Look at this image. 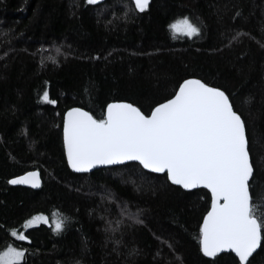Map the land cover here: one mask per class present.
Instances as JSON below:
<instances>
[{"label": "trees", "instance_id": "trees-1", "mask_svg": "<svg viewBox=\"0 0 264 264\" xmlns=\"http://www.w3.org/2000/svg\"><path fill=\"white\" fill-rule=\"evenodd\" d=\"M185 17L199 35L171 34ZM190 78L223 90L242 117L250 192L264 202V0H149L142 12L130 0H0V250L24 249L22 264H239L201 254L206 191L136 164L78 175L65 162L66 110L103 119L126 102L149 115ZM31 170L40 189L9 185ZM35 215L67 219L60 232L23 228ZM249 260L264 264V234Z\"/></svg>", "mask_w": 264, "mask_h": 264}, {"label": "snow or ice", "instance_id": "snow-or-ice-1", "mask_svg": "<svg viewBox=\"0 0 264 264\" xmlns=\"http://www.w3.org/2000/svg\"><path fill=\"white\" fill-rule=\"evenodd\" d=\"M134 3L142 12L149 0ZM170 27L189 38L200 34L187 17ZM42 99L56 103L47 91ZM63 143L68 165L75 172L136 161L153 173H166L172 184L184 189H207L211 210L199 229L201 251L206 257L230 251L239 264H251L249 257L261 246L264 234V202L250 192L253 166L245 123L220 88L185 79L174 96L154 107L150 115L131 103H109L103 119L73 108L64 116ZM8 183L35 188L40 181L36 172H29ZM66 219L55 215L54 231L60 232ZM38 222L48 224L49 219L35 215L23 228ZM11 236L28 240L16 230ZM24 258L25 250L14 245L0 250V264H22Z\"/></svg>", "mask_w": 264, "mask_h": 264}, {"label": "water", "instance_id": "water-1", "mask_svg": "<svg viewBox=\"0 0 264 264\" xmlns=\"http://www.w3.org/2000/svg\"><path fill=\"white\" fill-rule=\"evenodd\" d=\"M106 0H97V3H95V4H101V3H103V2H105ZM132 3H134V0H130ZM134 5H135V3H134ZM190 79H195V78H190ZM183 82V81H182ZM181 82V83H182ZM180 83V84H181ZM179 84V85H180ZM178 88H179V86H178ZM178 88H177V90L176 91H178ZM175 91V92H176ZM175 94V93H174ZM174 96V95H173ZM172 96V97H173ZM171 97V98H172ZM171 98H169V99H171ZM165 102V101H164ZM113 103H126V102H113ZM161 103H163V102H161ZM160 104V103H159ZM157 106V105H156ZM155 106V107H156ZM73 108H78V107H72V108H69L68 110H66L65 111V113H64V115H63V119H62V130H61V134H62V146H63V152H64V158H65V162H66V165H67V168L69 169V171L70 172H72V173H74V174H78V175H86V174H91V173H93L94 171H97V170H101V169H108V168H115V167H120V166H124V165H127V164H136V165H138L144 172H146V173H149V174H153V175H160V176H162V175H165L166 176V178H167V175H166V173H153V172H151L150 170H147V169H144L141 165H139V163L138 162H136V161H129V162H125L124 164H117V165H97L96 167H94L93 169H91L90 171H88V172H75L72 168H70L69 167V165H68V162H67V156H66V152H65V149H64V143H63V123H64V116L66 115V113L69 111V110H71V109H73ZM79 109H81V108H79ZM82 111H85V110H83V109H81ZM106 111H107V106H106V108H105V111H104V116L106 115ZM87 112V111H86ZM90 114V113H89ZM151 114V112L149 113V115ZM91 115V114H90ZM250 162H251V160H250ZM29 172H36L37 174H38V178H39V181H40V184H39V187H32L30 184H16V185H13V184H10L9 183V185L10 186H12V187H22V188H27V189H31V190H38V189H40V187H41V185H42V179H41V174H40V172L38 171V170H31V171H28V172H26V173H24V174H22V175H20V176H17V177H14V178H12V179H15V178H19V177H22V176H25V175H27V173H29ZM11 180V179H10ZM168 180V179H167ZM250 181H251V178H250ZM168 182L171 184V185H173V186H175V187H178V188H180L181 190H183V191H186V192H190V191H195V190H200V189H202V190H204V191H206L208 194H209V196H210V206H209V209H208V211H210L211 210V193L207 190V189H205V188H203L202 186H199V187H197V188H194V189H184V188H182L181 186H179V185H174V184H172L171 183V181H169L168 180ZM207 211V212H208ZM207 212H206V214L204 215V216H206L207 215ZM204 218V217H203ZM202 224H203V219H202V222H201V226H202ZM200 226V227H201ZM258 249H259V247L256 249V251L252 254V256L258 251ZM200 251H201V245H200ZM227 253H230V254H232L234 257H235V254L234 253H231L230 251L229 252H221V253H218L216 256H219V255H221V254H227ZM201 254L203 255V257H205V258H207V259H214L215 257H206V256H204V254H203V252L201 251ZM252 256H250L249 257V259L252 257ZM236 259H237V261H238V258L237 257H235Z\"/></svg>", "mask_w": 264, "mask_h": 264}, {"label": "rangeland", "instance_id": "rangeland-1", "mask_svg": "<svg viewBox=\"0 0 264 264\" xmlns=\"http://www.w3.org/2000/svg\"><path fill=\"white\" fill-rule=\"evenodd\" d=\"M179 21H180V20H179ZM177 22H178V21H177ZM170 31H171V34H172L173 36L177 35V36L187 37V36L182 35V34H180V33L174 32V31L171 29V27H170ZM188 38H189V37H188ZM40 224H45V223H43V222H38V223L35 224L34 226H37V225H40ZM51 224H52V221L49 220V223L46 224V225H51ZM52 225H53V224H52ZM34 226H32V227H34ZM30 228H31V227H30Z\"/></svg>", "mask_w": 264, "mask_h": 264}]
</instances>
